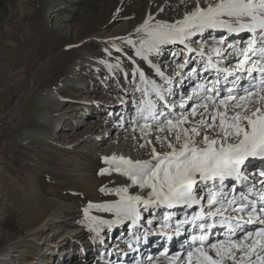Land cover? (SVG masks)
Here are the masks:
<instances>
[{"label":"rangeland","instance_id":"1","mask_svg":"<svg viewBox=\"0 0 264 264\" xmlns=\"http://www.w3.org/2000/svg\"><path fill=\"white\" fill-rule=\"evenodd\" d=\"M195 3L0 0V264H149L153 258L141 259L150 250L166 257V264H181L175 254L180 251L183 255L191 237L203 234L191 223H180L190 219L197 208L178 206L177 211L175 207L137 205L140 216L134 222L89 205L117 203L120 195L116 190L121 188L128 189L127 195L141 197L150 192L115 171L117 162L111 161L113 156L133 162L150 160L153 147L158 152L170 151L155 139L168 132L155 131L151 117L147 123L153 124L152 130L141 131L140 125L146 123L138 112L143 101L156 102L157 112L168 114L169 119L181 113L188 115L189 123L182 127L189 128L201 119L199 112L203 111L198 109L195 118L189 115L195 100L188 97L193 91L203 93L199 86L211 87L210 81L217 79L222 96L228 94L224 89L233 86L231 80L236 77L228 76L235 68V58L229 55L233 50L227 49L222 58L213 49H226L228 42L240 47L251 33L243 32L240 37L224 28L205 29L184 43L166 42L155 49L142 43L150 40L147 33L157 26L148 24L137 31L149 15L158 24H173L195 8ZM201 5H206V0ZM222 38H226L224 45L218 43ZM186 61L184 68L178 67ZM205 66L208 71H204ZM192 68L197 71L190 73ZM236 76H241L240 72ZM252 76L256 79L244 74L237 90L247 87L249 81L257 84L260 74L253 72ZM47 89L54 91L43 99ZM156 89L164 96L163 101ZM182 102L186 108H180ZM165 103L174 105L171 113ZM157 119L163 121L164 116ZM86 138L95 141L85 143ZM169 139L175 142L174 136ZM259 161L264 162L255 160L256 164ZM75 164L81 174L78 183L67 173ZM252 166L257 165H249L247 172ZM224 183L239 184L237 191L243 188L242 182L232 179ZM253 184L256 186L249 181L248 185ZM204 187L200 185V189ZM56 203L69 205L68 209L32 236V222ZM168 213L173 215L166 222ZM156 235L161 237L148 245L149 236ZM253 239L260 238L243 241L233 249L235 262L225 259L223 264H261L257 259L264 257L260 244L249 255ZM218 241L224 242L225 249L229 247L227 226L212 229L209 242ZM209 255L216 258L211 250Z\"/></svg>","mask_w":264,"mask_h":264},{"label":"snow or ice","instance_id":"2","mask_svg":"<svg viewBox=\"0 0 264 264\" xmlns=\"http://www.w3.org/2000/svg\"><path fill=\"white\" fill-rule=\"evenodd\" d=\"M206 3L207 7L202 8L200 0H196L195 9L183 19L173 24H158L147 33L150 40L142 43L147 44L149 49H155L159 44L166 42L184 43L189 36L205 29L224 28L229 34L251 33V38L240 47L228 42L226 49H213L222 58L227 49L233 50L229 55L235 58V68L228 73V76L236 77L232 82L233 86L224 89L228 94L222 96L219 79L210 81L211 87L200 85L206 94L198 93L195 97H188V100H195L190 105L189 115L195 118L198 109L202 108L203 111L199 112L201 119L189 128L182 127L183 124L189 123L188 115L181 113L169 119L168 114L157 112L156 102L143 101L144 106L138 109L140 118L146 122L140 125L141 131L152 130L153 124L147 123L151 117L155 131L168 132L167 136L157 135L155 139L170 151L158 152L153 147L150 160L133 162L124 157L113 156L111 161L117 162L115 171L127 176L133 185H138L141 189L148 188L150 192L147 197H141L127 195L128 189L121 188L116 190L120 195V201L117 203L104 206L89 205V208L98 207L114 211L117 217L133 219L134 222L140 216L137 205L165 206L169 209L200 205L199 211L190 219L180 222L191 223L203 233L191 237L192 243L183 255L181 252L175 254L181 264L184 260L187 264H223L225 259L235 262L233 249H238L243 241L257 236L260 239L252 240L249 255L255 251L257 244H260L261 251H264V243H261L264 241V179L254 182L261 185L256 199H249L254 184L249 187L247 183L248 166L253 160L264 161V0H206ZM147 27L148 21H145L137 31ZM225 42L226 38L218 41L221 45ZM140 54L138 51L137 55ZM200 55H203V52ZM208 59L211 61V57ZM186 64L187 61L178 67L184 68ZM208 70L209 67L205 66L204 71ZM196 71V68L190 69V73ZM216 71L220 72L221 69L216 68ZM157 72L163 75L159 69ZM236 72L247 74L252 80L256 79L252 76V73L256 72L260 74V80L257 84L249 81L247 87H239L238 91L237 86L243 77L236 76ZM140 76L143 79V73ZM227 78L224 77L226 81ZM156 95L160 101L165 99L158 89ZM164 107L171 113L174 105L165 103ZM180 108H186V104L182 102ZM158 115L164 116V120L157 119ZM147 134L148 132H145V135ZM171 136H174L175 142L169 139ZM147 143L151 144L152 141ZM200 144L204 147H200ZM259 176L264 177V170L259 172ZM226 179L242 182L243 188L248 190L247 193L243 188L237 191L239 184L226 185ZM201 184L205 186L204 189H200ZM201 192L206 195H201ZM225 213L229 215L225 216ZM172 215L166 214L164 220L167 222ZM217 217L221 219L217 221ZM249 225L253 227L249 229ZM226 226L229 232V247H221L223 241L210 243L212 229ZM238 233L242 235H237ZM234 236L235 240L232 239ZM209 250L215 253L216 258L209 255ZM257 259L264 264V257L257 256Z\"/></svg>","mask_w":264,"mask_h":264},{"label":"bare ground","instance_id":"3","mask_svg":"<svg viewBox=\"0 0 264 264\" xmlns=\"http://www.w3.org/2000/svg\"><path fill=\"white\" fill-rule=\"evenodd\" d=\"M202 1L203 0H200V6L202 7V8H206L207 7V3H206V5H201V3H202ZM196 4V3H195ZM193 9H195V8H192L191 10H190V12L193 10ZM115 11V10H114ZM118 11V10H117ZM184 16V15H183ZM183 16H181L178 20H181V19H183ZM151 17V19H149ZM177 20V21H178ZM145 21H148V24H149V26L151 25V26H153V25H158V23L159 22H157V20L154 18V17H152V16H148L147 18H146V20ZM125 27V26H124ZM123 29V28H122ZM114 32V31H113ZM243 33V32H242ZM242 33H239V34H234V35H237V36H240V37H243L244 36V34H242ZM111 35V34H110ZM218 37V36H217ZM220 37V36H219ZM236 37V36H235ZM96 39H98V38H96ZM212 43H215V42H213L212 41ZM169 60V59H168ZM233 70V69H232ZM241 74V76L242 77H244V74H242V73H240ZM214 79V78H213ZM235 80V78L234 79H232L231 81H234ZM212 81V80H211ZM56 88V87H55ZM53 89H47V91L44 93V97H43V99H45V97H47L48 95H51L52 93H53ZM198 91V90H197ZM196 90L195 91H193L192 92V95L195 97L196 96V94H198V93H200L199 91L197 92ZM191 96V95H190ZM192 96V97H193ZM59 102H60V100H59ZM58 121V120H57ZM95 140L92 138V139H88V138H86L85 140H84V142L85 143H93ZM97 142V141H96ZM50 144V143H49ZM74 145V144H73ZM69 146V145H68ZM75 146V145H74ZM73 146V147H74ZM63 147V146H62ZM77 147V146H76ZM94 147V146H93ZM99 147V146H98ZM67 148V150H74V148H71V147H66ZM66 150V149H65ZM76 151V150H75ZM75 151H73V152H75ZM111 151V150H110ZM77 152V151H76ZM258 160V159H257ZM256 160V161H257ZM250 165H257V166H252V169H250V170H248V173H249V180L248 181H251V180H253V181H255V180H262V179H264V177H261V176H259V172L261 171V170H264V162L263 163H261L260 161H259V163H257L256 164V162H255V160H253L252 161V163L250 164ZM75 168H69V169H71L69 172H67L68 174H70L71 176H73V177H75V181H77V183H78V181H80L79 179V177H80V172L78 173V167H77V164H75V166H74ZM251 167V166H250ZM68 169V170H69ZM254 169H256V172H254ZM67 170V169H66ZM67 170V171H68ZM77 176H79V177H77ZM248 183V182H247ZM249 184V183H248ZM250 187V186H249ZM83 188V187H82ZM261 190V185L260 184H256V186L254 187V189H253V192H252V194L250 195L251 196V198H253V199H256V198H258V194H259V191ZM240 191V190H239ZM202 193L203 192H201V195H202ZM254 194V195H253ZM255 194H257L256 196H255ZM250 198V199H251ZM42 200V199H41ZM68 206L69 205H66V204H64V203H56V205L54 206V207H51V208H49L47 211H45V213L41 216V218H39V220H37V221H35V222H32V225H31V231H30V234L32 235V236H35V234H37V233H39V232H41L43 229H44V226L47 224V222L48 221H50L51 219H55L57 216H59L60 214H61V212H63V211H65V210H67L68 209ZM199 206V205H198ZM176 209H178L177 211H179L180 210V208L177 206V207H175ZM63 219V218H62ZM247 219V218H246ZM38 222V224L36 225V223ZM183 227V226H182ZM178 228H180V227H176V229H178ZM162 231V230H161ZM194 231V230H193ZM183 233V232H182ZM157 237H153V236H149L151 239L150 240H148V245H151V244H155V241L158 239V237H161V235H156ZM30 238V237H29ZM177 241H175V242H178V240H180V237H178V238H175ZM174 239V240H175ZM36 241V240H35ZM38 243V242H37ZM180 243V242H179ZM182 244V243H181ZM16 245V244H15ZM229 245V244H228ZM26 246V245H25ZM182 247H185V246H182ZM223 248H225V244L223 245ZM23 252V251H22ZM180 252V251H179ZM22 254V253H21ZM173 254H175V253H173ZM146 258V259H145ZM145 258H142L141 260H143V261H147L148 259H151V258H153L154 260L153 261H151V263H149V264H166L167 262H166V257H161L160 255H157V253L156 252H153L152 250H150L148 253H147V255H146V257ZM170 258V257H169ZM14 260V259H13ZM16 260V259H15ZM173 260V259H172ZM24 261V260H23ZM3 264V263H2ZM11 264V263H10Z\"/></svg>","mask_w":264,"mask_h":264}]
</instances>
